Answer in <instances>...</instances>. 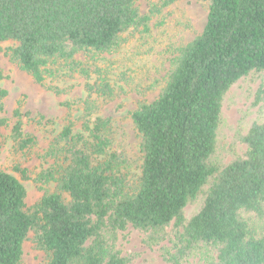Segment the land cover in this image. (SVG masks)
I'll return each mask as SVG.
<instances>
[{
	"label": "trees",
	"instance_id": "1",
	"mask_svg": "<svg viewBox=\"0 0 264 264\" xmlns=\"http://www.w3.org/2000/svg\"><path fill=\"white\" fill-rule=\"evenodd\" d=\"M139 0H0V44L17 43L6 54L43 84L61 74L62 62L86 74L75 56L107 53L121 46L129 30H149ZM178 0H167L170 5ZM209 15L203 33L180 49L177 66L160 96L142 104L133 121L141 139L143 164L132 191L112 147L110 121L85 123V133H62L66 168L58 191L26 211L27 191L0 171V264H20L31 231L49 253L48 264H128L115 243L129 225L165 240L172 223L190 244L219 247L218 264H264V233L256 235L241 212L264 214V123L243 138L248 151L222 170L210 163L215 152L222 103L229 89L252 72H264V0H203ZM4 77L0 72V81ZM106 96L107 83L88 85ZM6 90H0V112ZM264 102V85L256 103ZM14 138L26 148L22 113ZM53 174L40 177L51 180ZM210 184L199 212L188 222L184 209Z\"/></svg>",
	"mask_w": 264,
	"mask_h": 264
},
{
	"label": "rangeland",
	"instance_id": "2",
	"mask_svg": "<svg viewBox=\"0 0 264 264\" xmlns=\"http://www.w3.org/2000/svg\"><path fill=\"white\" fill-rule=\"evenodd\" d=\"M139 0L142 15H149V30H129L122 35L121 46L113 52H81L75 56L86 74L71 72L62 62L49 65L61 74L47 75L43 84L23 71L6 54L17 43L0 44V90H6L4 110L0 112V171L16 177L26 188V211L31 215L47 193L58 191L66 168L64 149L67 142L62 133L68 127L73 135L84 131L85 123L97 118L110 121L113 132L110 153L119 155L124 165L121 172L134 191L139 184L143 155L141 139L133 121V113L142 105L154 102L167 86L180 57V49L200 36L207 24L209 4L203 0ZM107 83L106 96L92 93L88 85ZM264 85V72H252L240 79L226 93L220 118L217 143L211 165L222 170L235 159L245 158L248 147L243 138L254 124L264 123V102L256 103L257 92ZM22 113L24 140L31 142L21 148L14 138ZM53 174L51 180L40 177ZM207 184L199 197L184 209L186 222L201 209ZM240 217L256 235L264 233V214L241 212ZM165 240L150 236L131 225L120 231L115 243L128 264H218L219 247L213 244H190L184 228L172 223L164 231ZM31 231L23 245L20 264H48L49 253L36 241Z\"/></svg>",
	"mask_w": 264,
	"mask_h": 264
}]
</instances>
